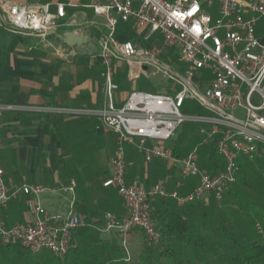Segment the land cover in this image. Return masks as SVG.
Here are the masks:
<instances>
[{
	"label": "built area",
	"instance_id": "1",
	"mask_svg": "<svg viewBox=\"0 0 264 264\" xmlns=\"http://www.w3.org/2000/svg\"><path fill=\"white\" fill-rule=\"evenodd\" d=\"M50 5L4 1L0 4V28L32 38L29 49L52 48V36L71 23L65 19L64 4L55 3L54 11ZM85 7L103 16L105 31L97 36L84 32L82 27L72 32L86 34L96 45L105 65L106 104L99 110L68 112L93 114L116 133L111 173L102 186L116 190L127 215L119 218L114 212L105 211L101 221L93 222L76 213L74 179L52 189L62 198L64 207L59 212H51L40 197L48 188L29 183L9 188L0 167V210L20 194L30 215L23 226L5 228L0 221V242H19L32 253L49 250L63 256L76 245L72 233L80 227L92 226L101 234L113 233L129 258L128 243L133 230H141L153 245L161 240L152 218L154 197H170L179 205L207 201L211 196L219 202L236 183L239 157L253 160L264 146V39L256 35L257 22L264 17V0H103ZM118 21H132L142 41L150 45L140 46L131 39L119 40ZM157 32L161 35V46L153 39ZM166 48L184 64L182 72L172 61L161 58ZM116 60L127 61L131 79H137L142 73L149 76L143 70L145 66L155 69L154 73L173 84L157 92L131 91L124 103L116 107L113 93L118 85L112 79V64ZM197 71L203 74L197 77ZM185 100L195 101L205 114H183L180 108ZM238 109L243 116L236 115ZM185 121L201 124L200 144L213 142L214 151L222 160V167L215 174L199 168L198 146L183 159L172 155L167 142ZM126 145L134 146L145 162L158 158L172 165L179 163L181 176L197 177V184L184 196L176 191L167 192L162 183L149 190L140 185H127L124 180Z\"/></svg>",
	"mask_w": 264,
	"mask_h": 264
},
{
	"label": "crops",
	"instance_id": "2",
	"mask_svg": "<svg viewBox=\"0 0 264 264\" xmlns=\"http://www.w3.org/2000/svg\"><path fill=\"white\" fill-rule=\"evenodd\" d=\"M4 1L50 3L52 11L55 9V3H62L65 5V19L71 23L69 27L60 28L64 31H57L52 36L54 45L49 49H29L32 38L12 34L0 28V167L3 170V179L9 188L23 183L48 188L40 195L41 201L51 212H59L64 207L63 200L57 191L52 189L66 185L74 178L66 180L58 158L68 160L78 149L86 151L92 146V159L96 166L104 171L103 175L97 177V182L102 184L111 173L116 133L107 129L93 114L68 112L76 109L99 110L105 106V65L97 54V48L76 49L62 41L66 31L80 27L94 36L103 33V16L95 15L91 8L85 7L92 3H103V0H0V4ZM88 21H93V24ZM116 36L119 40L131 39L137 45H147L133 27L132 21H118ZM112 67V79L118 85V89L113 93V104L119 107L131 91L144 90L129 87V83L142 77L147 79L149 76L142 73L137 79L129 78V66L125 60L114 61ZM143 70L147 72L148 68L144 66ZM51 114L63 116L53 119ZM72 115L80 116L77 118ZM59 119L63 121L55 122ZM169 146L171 148V145ZM125 161L127 167L124 180L127 185H140L149 190L155 184L162 183L167 192L176 191L179 196H184L198 182L197 177L183 178L179 163L172 165L158 158L145 162L132 145L125 146ZM78 169L84 180L74 179L75 212L86 218L89 215L90 221L99 222L106 208L97 206V192L85 177L86 171L81 167ZM117 197L120 206L113 212L123 218L127 215V209L118 193ZM156 198H159L160 202L171 200L176 207L183 205L177 204L175 199L170 197H154ZM224 199L223 197L217 202L218 209L226 206V201L222 202ZM209 204L210 200L193 202L192 206L185 209L183 215L194 211L195 205H199V208ZM82 208H85L87 215ZM29 219L24 196L20 194L11 198L7 206L0 210V221L5 228L23 226ZM112 234L102 235L106 237ZM141 235L143 236L142 231L135 229L129 239Z\"/></svg>",
	"mask_w": 264,
	"mask_h": 264
},
{
	"label": "trees",
	"instance_id": "3",
	"mask_svg": "<svg viewBox=\"0 0 264 264\" xmlns=\"http://www.w3.org/2000/svg\"><path fill=\"white\" fill-rule=\"evenodd\" d=\"M62 30L58 29L60 32ZM261 39H264V35ZM184 114L204 115L205 111L196 103L192 112L187 110ZM50 116L55 119L63 115ZM72 116L78 118L80 115ZM59 121L63 120H55ZM200 126L196 122H183L177 139L171 144V152L183 158L188 151L198 146L199 168L215 174L221 169L222 160L215 153L213 142L200 144L203 138ZM92 151L90 146L86 151L78 149L68 160L58 158V163H62V175L67 181L71 178L83 181L78 169L81 167L97 192V206L116 211L120 206L117 192L97 182V177L103 175L104 171L96 166ZM261 151L264 153V146L260 147L259 153ZM258 154L255 157L258 158ZM260 161L263 165L264 160ZM260 179L264 181V178ZM235 186L236 183L232 190ZM209 200L207 207L197 208L199 205H195L194 211L186 216L183 212L193 202L176 207L171 200H152V218L161 233V240L159 244L153 245L144 237L138 254L129 258L114 234L105 237L92 226H85L72 233L76 245L63 256H57L49 250L32 253L19 242H0V264H264V239L260 237L263 225L260 223V234L254 228V221L248 227L241 219L236 221V229H232L224 216L218 215L215 199L211 196ZM82 211L87 215L85 208ZM87 218L90 220L89 215Z\"/></svg>",
	"mask_w": 264,
	"mask_h": 264
},
{
	"label": "rangeland",
	"instance_id": "4",
	"mask_svg": "<svg viewBox=\"0 0 264 264\" xmlns=\"http://www.w3.org/2000/svg\"><path fill=\"white\" fill-rule=\"evenodd\" d=\"M256 35L259 37L264 35V17H261L257 22ZM153 39L158 46L162 45L161 35L158 32L153 35ZM148 45L150 44L147 43L146 46ZM164 51L166 53L162 54L161 58L169 62L172 61V65L181 69L180 72H182L184 64L177 61V55L167 48L164 49ZM148 72L149 78L146 79V77H142L139 80L129 83V87H137L149 92H157L165 90L173 84L171 80L164 79L159 73H154L155 69L153 68H148ZM202 74V72H196L197 77ZM194 106H196L195 101L185 100L180 111L183 114L187 110L192 112ZM236 115L241 117L243 116V112L238 109L236 110ZM180 131L181 126L176 132L174 138L167 142L168 145L174 143ZM260 160H264L263 151L258 154V158L254 157L253 160L239 157L238 163L240 165V170L237 175L236 186L230 193H228L229 195H224L225 199L222 202L226 201V206H221L217 212H219V216H224L227 225L232 226V229H236V221L238 220L242 219L245 221L248 227L250 226V223L254 221V228L256 231L261 234V230L263 229V234L260 235V237L264 239V181H261L260 179V177H262V179L264 178V164L262 165ZM104 211L111 210L104 209ZM260 223L261 226L263 225L262 229ZM142 242H144V237L142 235L141 237L135 236V239L132 240L129 239L128 250L131 257L138 254Z\"/></svg>",
	"mask_w": 264,
	"mask_h": 264
},
{
	"label": "water",
	"instance_id": "5",
	"mask_svg": "<svg viewBox=\"0 0 264 264\" xmlns=\"http://www.w3.org/2000/svg\"><path fill=\"white\" fill-rule=\"evenodd\" d=\"M62 41L68 46H74L76 49L96 50V45L88 39L86 34L76 35L72 31H66L63 34Z\"/></svg>",
	"mask_w": 264,
	"mask_h": 264
}]
</instances>
